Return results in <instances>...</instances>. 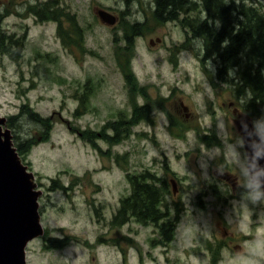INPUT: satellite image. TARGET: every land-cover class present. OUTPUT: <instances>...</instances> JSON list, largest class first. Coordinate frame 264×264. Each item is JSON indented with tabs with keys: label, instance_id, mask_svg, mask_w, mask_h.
<instances>
[{
	"label": "rangeland",
	"instance_id": "rangeland-1",
	"mask_svg": "<svg viewBox=\"0 0 264 264\" xmlns=\"http://www.w3.org/2000/svg\"><path fill=\"white\" fill-rule=\"evenodd\" d=\"M47 1L0 0V34L22 44L15 61L0 53L2 127L21 106L54 120L50 141L35 146L22 160L38 193L45 237L26 245L25 263L264 264V193L251 182L243 191L232 192L215 174L221 167L233 175L244 171L246 158L236 125L243 122L240 113L245 112L243 101L230 88L233 70L224 71L222 81H214V60L199 61L203 43L184 42V31L175 22L157 23L153 0H54L56 8L75 19L83 52L63 45L57 23H39L29 11ZM243 1L247 8L264 9V0ZM97 10L113 15L115 23L101 22ZM235 17V12L229 16L232 26ZM60 26L64 30L67 21L62 19ZM132 26H142V34L134 37ZM125 35L131 39L129 45L123 41ZM119 59L123 66L130 63L136 84L132 95ZM40 64L47 76L35 70ZM140 88L149 101L173 91L177 106L169 110L173 121L178 120L175 127L167 132L163 110H154L119 144L96 140V149L70 132H101L118 114L129 117L132 100L135 106L148 103ZM83 94L88 97L86 106L75 117ZM183 107L187 111L181 112ZM176 111L195 113L196 119L185 124ZM250 118L255 130L264 132V125ZM17 123L18 129L8 128L11 138L37 132L26 118ZM207 133L203 145L199 139ZM142 172L162 188L168 213L177 221L170 243L156 227L133 219L111 225L120 199L130 193L126 173ZM54 180L62 189L50 190ZM53 238L63 240L60 250L48 248L46 241Z\"/></svg>",
	"mask_w": 264,
	"mask_h": 264
},
{
	"label": "trees",
	"instance_id": "trees-1",
	"mask_svg": "<svg viewBox=\"0 0 264 264\" xmlns=\"http://www.w3.org/2000/svg\"><path fill=\"white\" fill-rule=\"evenodd\" d=\"M251 6V5H250ZM248 5L241 0H153V16L157 23L164 24L168 22L177 23L192 39L200 40L203 43L201 49L200 63L206 60H214L215 78L213 80L222 81L225 77L224 71L233 70L231 77L232 92H237L238 98L242 102L241 108L246 115L252 117L264 125V9L247 8ZM39 23L52 21L58 24L57 34L66 48L74 47L83 52V42L81 41L80 29L75 19L56 8L54 0H48L42 3L39 8H29ZM197 14L192 17V13ZM235 12L236 22L234 26L230 25L229 16ZM62 19L68 23L64 30L61 28ZM134 37L140 36L143 27H131ZM0 34V53L16 60L21 56L22 44L19 39H13L11 35L1 32ZM128 34V33H126ZM21 40V39H20ZM23 40V38H22ZM188 40V38H187ZM123 41L129 45L131 39L127 35ZM186 42H189L186 41ZM18 56V57H19ZM48 55H44L46 58ZM120 67L124 77L127 89L132 95L136 86L134 77L129 67V61L125 66L119 59ZM39 69L47 76L45 65H37L35 70ZM139 94L145 99L147 104L135 106L130 103L131 113L125 117L123 113L112 121L107 123L101 132L89 129L76 130L70 129L84 143L97 148L95 141H103L108 146H114L121 142L130 132V129L143 121L149 119L151 111L167 110L165 100H151L146 96L143 88H140ZM87 95L80 97V104L74 111L75 117L80 116V108L86 106ZM150 103L154 104L151 105ZM124 115V116H122ZM26 118L28 122L34 124L37 128L32 136L12 137L15 147L21 159H25L31 150L41 143H48L51 139L54 120L49 116H41L37 112L29 109L27 106H21L20 112L6 120V126L10 130L18 129V120ZM178 120H174L176 123ZM39 136V140L36 139ZM101 153V151H99ZM102 154V153H101ZM152 175L147 172L139 175L130 176L126 173L125 177L130 187V193L127 197L120 199L119 207L111 221L112 226H121L133 219L140 225H152L160 232V237L166 243L173 241L176 228V219L170 216L168 206L166 205L161 190L155 185ZM53 187L50 190L62 189L58 181H51ZM43 238H45L43 236ZM48 248L50 250H60L63 246L61 239H48Z\"/></svg>",
	"mask_w": 264,
	"mask_h": 264
},
{
	"label": "water",
	"instance_id": "water-1",
	"mask_svg": "<svg viewBox=\"0 0 264 264\" xmlns=\"http://www.w3.org/2000/svg\"><path fill=\"white\" fill-rule=\"evenodd\" d=\"M101 22L115 23V17L97 10ZM0 120V264H26L24 249L28 242L42 235L39 223L38 193L32 185V174L26 172L12 147L8 130ZM251 180L261 179L264 193V133H256L249 120L238 124ZM254 138V140H253Z\"/></svg>",
	"mask_w": 264,
	"mask_h": 264
},
{
	"label": "flooded vegetation",
	"instance_id": "flooded-vegetation-1",
	"mask_svg": "<svg viewBox=\"0 0 264 264\" xmlns=\"http://www.w3.org/2000/svg\"><path fill=\"white\" fill-rule=\"evenodd\" d=\"M184 33V35H185V38H184V42H186V41H188V40H190V39H192L191 38V36H190V34H187V36H186V34H185V32H183ZM187 38H188V40H187ZM172 94H173V91H171L170 92V95H167V96H164L163 97V100H165V105L167 106V110L165 111V110H163V111H160L161 112V114H163V115H165V118L167 119V121H168V125H167V129H166V131L168 132V130H170V128L173 126V127H175L176 125H175V123H174V121H173V119H174V117H172L171 116V114H170V108L172 107H174L175 109H176V101L172 98ZM240 98V97H239ZM239 100H241V99H239ZM153 101H155V100H153ZM179 102V105L180 106H182V102L179 100L178 101ZM151 105H154V104H151ZM185 106V105H184ZM170 109V110H169ZM242 109V108H241ZM178 110V109H177ZM183 111H187V109L185 108V107H183V110L181 109V112H183ZM237 111V108H235L234 109V112H236ZM243 111V110H242ZM163 112V113H162ZM151 114L150 115H152V113H153V111H151L150 112ZM245 114V113H244ZM243 113H240V117L242 116V118L243 117H247L246 116V114L244 115ZM175 116L177 117V118H179V117H182V120H183V123H185V124H188L189 123V121H193L194 119H196V115H195V113H186V114H182V113H180L179 111H176V113H175ZM169 126V127H168ZM209 135L210 134H204L202 137H200V141L203 143V145H206L207 143V140H208V137H209ZM178 138L180 137V136H177ZM212 137V136H211ZM245 156V155H244ZM221 171H218V172H216L215 174L216 175H219L220 174V178H221V182L223 183V184H226V185H230L231 187H232V192H235L236 190H239V189H241L242 188V191L246 188L245 187V185H247L248 184V182H251L252 183V185L254 184V185H256V187H257V189L259 190V191H261V189H260V186L258 185V183L256 182V181H253V180H251L250 179V177H249V175H248V173H247V169H246V159H245V163H244V171L242 172H240L239 174H237V175H233L231 172H229L225 167H221ZM171 184H172V186L174 185V183H173V181H171ZM262 192V191H261ZM262 208V207H261ZM260 208V209H261ZM240 211V210H239ZM242 212V211H241ZM232 227V226H231ZM251 227V226H250ZM233 228V227H232ZM234 228L235 229H232L231 231L234 233V236H236V235H238L239 233L237 232V228L238 227H235L234 226ZM251 229V228H250ZM240 235H242V237H245L246 235L244 234V233H240ZM237 248H239V247H237Z\"/></svg>",
	"mask_w": 264,
	"mask_h": 264
},
{
	"label": "bare ground",
	"instance_id": "bare-ground-1",
	"mask_svg": "<svg viewBox=\"0 0 264 264\" xmlns=\"http://www.w3.org/2000/svg\"><path fill=\"white\" fill-rule=\"evenodd\" d=\"M253 140H254V138H253ZM261 160H263L264 161V155L261 157ZM251 179V178H250ZM261 180V179H260ZM259 179H256L255 181L258 183V185L260 186V187H262V185H263V183L260 181ZM254 181V180H253Z\"/></svg>",
	"mask_w": 264,
	"mask_h": 264
}]
</instances>
